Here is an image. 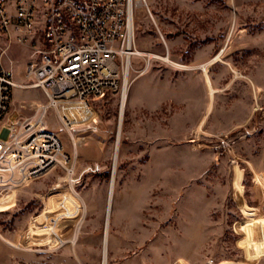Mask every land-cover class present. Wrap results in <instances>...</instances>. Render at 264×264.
Wrapping results in <instances>:
<instances>
[{"label": "rangeland", "instance_id": "rangeland-1", "mask_svg": "<svg viewBox=\"0 0 264 264\" xmlns=\"http://www.w3.org/2000/svg\"><path fill=\"white\" fill-rule=\"evenodd\" d=\"M135 6L137 47L171 60L132 58L108 264H264V0ZM32 52L14 42L5 55L20 84L12 119L48 103L29 84ZM122 91L92 99L70 128L60 105L47 110L70 159L0 186V264H102Z\"/></svg>", "mask_w": 264, "mask_h": 264}, {"label": "built area", "instance_id": "built-area-1", "mask_svg": "<svg viewBox=\"0 0 264 264\" xmlns=\"http://www.w3.org/2000/svg\"><path fill=\"white\" fill-rule=\"evenodd\" d=\"M140 1L0 0V186L67 166L70 155L58 132L46 125V112L60 105V117L70 128L73 119L64 105L91 107L92 99L123 88L137 55L135 5ZM14 42L32 47L26 63L29 84L48 98L34 115L16 119L9 117L16 81L5 66ZM53 212L46 213L51 220ZM62 218L65 214L58 222Z\"/></svg>", "mask_w": 264, "mask_h": 264}, {"label": "bare ground", "instance_id": "bare-ground-1", "mask_svg": "<svg viewBox=\"0 0 264 264\" xmlns=\"http://www.w3.org/2000/svg\"><path fill=\"white\" fill-rule=\"evenodd\" d=\"M137 54H140V55L147 54L150 57H158V58H162V59L164 58V59H166L168 61L171 60L170 57L167 56V55H161V54L156 53L155 51L154 52L153 51H146V50L140 49L138 47H137ZM218 55H219V53L217 55H215L214 58H216ZM210 62H211V60L205 62L203 65L206 66ZM146 68H147V66L145 67V69ZM145 69H144V71H145ZM129 74H130L129 71H127L126 74H125V80H124L123 91H122V104H121V114H120V120H119V131H118V139H117V142H116V149H115L114 173H113V178L111 180V185H110V193H109V200H108V207H107V221H106V228H105L104 239H103L104 246H103L102 264H108L109 220H110V213H111V208H112V198H113L114 182H115V170H116V164H117V156H118V152H119V144H120V136H121V127H122V122H123V114H124L125 106H126V103H127V100H128V95H129V87H130ZM16 85L20 86V84H18V83H16ZM71 112H72V119H73L71 126L75 125L77 121L84 120V119L80 118V114L82 112L86 113V117L85 118H88L91 114H93L92 108L89 107L88 105H85L84 107H80L79 109H72ZM28 182L29 181H27V180H23L21 182L14 181V183H12V184H14V185H24V184H26ZM4 238H5V240H7V242H9V243H11L13 245H16V246H20L19 243L14 242L9 237H4Z\"/></svg>", "mask_w": 264, "mask_h": 264}]
</instances>
